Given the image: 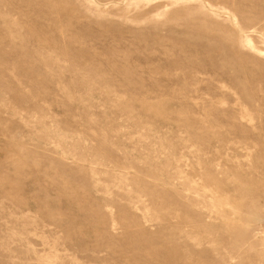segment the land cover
<instances>
[{
	"label": "rangeland",
	"instance_id": "obj_1",
	"mask_svg": "<svg viewBox=\"0 0 264 264\" xmlns=\"http://www.w3.org/2000/svg\"><path fill=\"white\" fill-rule=\"evenodd\" d=\"M0 264H264V0H0Z\"/></svg>",
	"mask_w": 264,
	"mask_h": 264
}]
</instances>
